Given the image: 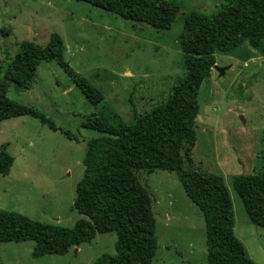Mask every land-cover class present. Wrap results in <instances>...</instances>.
I'll return each instance as SVG.
<instances>
[{"label": "rangeland", "instance_id": "374dc122", "mask_svg": "<svg viewBox=\"0 0 264 264\" xmlns=\"http://www.w3.org/2000/svg\"><path fill=\"white\" fill-rule=\"evenodd\" d=\"M175 1L179 11L174 22L159 31L81 1L0 0V78L21 42L45 46L57 33L65 46L64 60L129 123L165 102L186 75L178 47L184 16L193 11L213 15L224 2ZM215 60L224 73L212 69L198 92L193 169L223 178L233 207L234 235L255 264H264V228L251 224L232 185L239 175L264 173V55L245 43L235 55L215 54ZM7 96L37 108L59 130L28 116L0 122V147L5 145L12 158L9 174L0 175V209L71 228L82 217L73 202L87 143L102 135L84 123L98 109L55 61L39 64L28 89L9 83ZM137 175L153 200L158 249L152 264H206L204 218L178 175L163 170ZM115 242L113 232L96 234L91 243L72 247L65 255L38 258L32 256V241L0 242V260L94 264L102 254L115 253Z\"/></svg>", "mask_w": 264, "mask_h": 264}, {"label": "trees", "instance_id": "16d2710c", "mask_svg": "<svg viewBox=\"0 0 264 264\" xmlns=\"http://www.w3.org/2000/svg\"><path fill=\"white\" fill-rule=\"evenodd\" d=\"M75 1L159 31L170 29L179 11L175 0ZM245 43L264 55V0H224L210 16L187 13L178 39L186 75L165 102L126 123L103 94L64 60L65 46L57 33L50 35L45 46L21 42L0 78V122L28 116L59 130L37 108L7 96L9 83L28 89L39 64L55 61L98 109L84 126L102 135L87 143L73 202L82 217L73 227L44 224L0 209V242L32 241V256L38 258L65 255L72 247L91 243L96 234L113 232L115 253L102 254L94 264H152L158 249L153 200L137 173L143 170L149 177L163 170L178 175L186 196L203 215L206 264H255L234 235L233 207L223 178L194 170L192 161L200 86L211 76L215 54L233 56ZM61 132L75 139L70 132ZM11 166L12 158L1 146L0 175H8ZM232 185L251 224L264 228V173L239 175Z\"/></svg>", "mask_w": 264, "mask_h": 264}, {"label": "water", "instance_id": "95a60500", "mask_svg": "<svg viewBox=\"0 0 264 264\" xmlns=\"http://www.w3.org/2000/svg\"><path fill=\"white\" fill-rule=\"evenodd\" d=\"M213 69H214V70H217L218 73H219L220 75H222V74L224 73V68H218L216 65H214ZM228 118H229V117H226V118H225V121H224V124H225V125H226V123H227Z\"/></svg>", "mask_w": 264, "mask_h": 264}]
</instances>
